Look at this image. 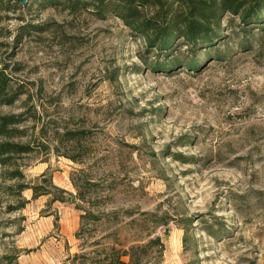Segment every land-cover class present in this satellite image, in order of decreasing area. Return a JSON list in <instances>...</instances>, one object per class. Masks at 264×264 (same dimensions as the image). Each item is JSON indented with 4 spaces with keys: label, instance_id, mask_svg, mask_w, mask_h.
Listing matches in <instances>:
<instances>
[{
    "label": "rangeland",
    "instance_id": "obj_1",
    "mask_svg": "<svg viewBox=\"0 0 264 264\" xmlns=\"http://www.w3.org/2000/svg\"><path fill=\"white\" fill-rule=\"evenodd\" d=\"M2 4L0 68L27 94L0 104V115L27 113L29 135L44 125L51 145L20 161L27 181L48 172L75 194L71 178L83 171L80 183H98L83 206L118 216L87 221L79 239L74 205L26 190L28 204L15 210L16 181L0 165V264H70L96 238L133 241L149 229L164 243L163 264H264V24L246 36L228 15L229 37L216 47L192 54L179 39L166 57L114 16L44 0ZM194 58L197 68L185 66ZM172 60L181 64L154 67ZM55 130L87 134L59 146Z\"/></svg>",
    "mask_w": 264,
    "mask_h": 264
},
{
    "label": "trees",
    "instance_id": "obj_2",
    "mask_svg": "<svg viewBox=\"0 0 264 264\" xmlns=\"http://www.w3.org/2000/svg\"><path fill=\"white\" fill-rule=\"evenodd\" d=\"M4 1L8 9L18 5L17 0H0V11ZM44 2L70 13L90 12L100 20L114 16L120 19L133 35L144 41L150 51L165 53L166 57L178 51L181 46L177 43L179 39L184 41V45L192 54L197 53L199 49L216 47L229 37L225 34L226 26L223 25L228 15L232 18L227 26L239 18L246 36L250 35L249 27L264 24V0H44ZM195 59L185 60V66L197 68ZM172 61L170 64L155 62L154 67L168 71L171 66L181 64L179 60ZM26 94L25 85L15 86L8 68H0V104L14 105ZM31 99L29 97L27 102H31ZM26 115L27 113L0 115V165L5 170V178L16 181V193L20 197V204L15 210H23L26 207L28 200L22 196V192L32 190L33 199L47 196L49 205L57 202L67 203L82 212V224L77 233L79 239L87 221L92 220L100 224L113 222L114 216H118L115 212L97 214L83 206L82 203L89 202L86 187L98 186V183L91 180L85 181L88 186L80 183L76 178L83 171L74 173L71 178L76 190L75 194L56 186L48 172L41 174L35 181H27L20 161L33 154L49 155L51 145L43 140L47 134L44 125L39 135H29V129L36 130V127L25 126L28 121ZM55 131V140L59 146L79 141L87 134L85 130H65L62 133L60 130ZM58 145L55 146L57 155L66 156L67 154L61 153ZM66 157L76 163L82 161L76 156ZM56 220L58 221L59 218L57 217ZM157 221L163 222V226L167 225L163 217ZM152 233L153 230L149 229L146 234L138 236L133 241H129L126 237L122 238L118 233H109L90 241L89 245L83 244L79 253L69 257V262L70 264H163L164 243L159 236H153ZM4 259L10 264L16 260V256H6ZM15 264L19 263L16 261Z\"/></svg>",
    "mask_w": 264,
    "mask_h": 264
},
{
    "label": "water",
    "instance_id": "obj_3",
    "mask_svg": "<svg viewBox=\"0 0 264 264\" xmlns=\"http://www.w3.org/2000/svg\"><path fill=\"white\" fill-rule=\"evenodd\" d=\"M19 3H21L24 7L28 6L29 0H17Z\"/></svg>",
    "mask_w": 264,
    "mask_h": 264
}]
</instances>
